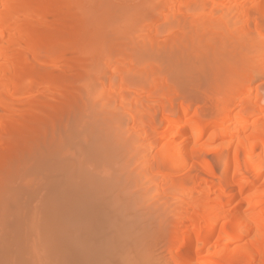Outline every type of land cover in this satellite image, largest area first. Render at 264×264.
I'll return each instance as SVG.
<instances>
[{
	"label": "bare ground",
	"instance_id": "6f19581e",
	"mask_svg": "<svg viewBox=\"0 0 264 264\" xmlns=\"http://www.w3.org/2000/svg\"><path fill=\"white\" fill-rule=\"evenodd\" d=\"M133 1L0 0V264H264V0Z\"/></svg>",
	"mask_w": 264,
	"mask_h": 264
},
{
	"label": "rangeland",
	"instance_id": "374dc122",
	"mask_svg": "<svg viewBox=\"0 0 264 264\" xmlns=\"http://www.w3.org/2000/svg\"><path fill=\"white\" fill-rule=\"evenodd\" d=\"M87 1V2H86ZM89 1V2H88ZM99 1V2H98ZM107 2V3H109V6L108 7H113V8H115V7H121L119 4H121V5H128V4H131L132 6H134L133 4H135V5H141V4H138V3H140V1L139 0H136V1H139V2H136L135 3V1H133V0H129V1H133L132 3L131 2H127V4H124V3H126L125 1H127V0H121V1H119V0H80V4H81V7L80 8H78L79 10L78 11H76V12H78V13H76L77 15H79V16H75V17H79L80 18V16H83L84 18L85 17H87V18H82V19H84V21L86 22L85 24V26H84V28L82 29L83 30V32H80V33H78V34H76L77 36H75V35H73V36H69V38H68V43H71L72 45H70V46H72L71 48H73L75 51H78V50H80V48L81 47H83L84 45H86L85 47H86V49H88V52H90V51H97L96 49H98V48H100L101 46H102V44L103 43H101V42H99L98 43V41H100V40H103V39H105V37H106V33H107V31L109 30V28H110V26H108V25H110V20H109V22H108V19H111L110 18V14L108 13V10L109 9H106L105 10V14H103V15H105V16H99L98 14L100 13V15H101V13H104L103 11L102 12H100L101 10H103V8L100 10V9H98V8H100V7H98L97 8V6H100V2ZM122 1H124V2H122ZM96 2H98V3H96ZM89 3V4H88ZM95 4V5H94ZM115 5V6H114ZM83 6V7H82ZM87 6H89V7H87ZM130 6V5H129ZM112 9V8H111ZM84 10V11H83ZM98 11H99V13H98ZM86 13V14H85ZM107 13H108V15H107ZM81 14V15H80ZM90 16V17H89ZM94 17V18H93ZM86 19H88V20H86ZM100 19V20H99ZM147 21V20H146ZM88 24V25H87ZM107 24V25H106ZM161 23L159 22V21H156V24L155 25H157L156 26V28L158 27L159 28V26L161 27V25H160ZM91 25H93V26H91ZM107 26H108V28H107ZM101 27V28H100ZM106 27V28H105ZM105 30V31H102V30ZM86 30V31H85ZM107 30V31H106ZM99 31H101V32H99ZM105 33V34H103V35H101V33ZM153 33V32H152ZM86 34V35H85ZM101 36V37H99V35ZM105 35V36H104ZM73 38V39H72ZM102 38V39H101ZM103 42H104V40H103ZM99 44L98 46H97V48H95L94 46H96V45H94V44ZM94 46H93V45ZM82 45V46H81ZM92 45V46H91ZM92 48H91V47ZM88 47H90V48H88ZM93 48H95V50H93ZM90 50V51H89ZM105 53V52H104ZM92 54V53H91ZM102 54V52L101 53H99L98 55H101ZM134 53H132L130 56H134L133 58H131L132 60L133 59H136V55L134 54ZM98 57H101V56H98ZM105 57H107L106 55H102V58H98V60L100 59V60H105L106 58ZM132 60H129L131 63H134V64H136L137 63V61L136 60H134V61H132ZM128 61V62H129ZM126 63L124 66H126L127 64H129V65H127L126 67H131V66H133V64H130V63ZM95 68V66H91V69L89 68L87 71H86V73H87V75H84V76H86L85 78H84V80H86V81H84V83H81L79 86L80 87H83V89L84 88H86V87H89L90 85H91V80H87L88 78H91L92 77V79L93 78H95V76H96V72H95V70H93V72L92 71H90V70H92L93 68ZM235 67V66H234ZM89 72V73H88ZM91 73V74H90ZM95 75V76H94ZM79 77V76H78ZM80 80L79 81H81L82 80V76H80ZM79 79V78H78ZM78 82V81H77ZM83 82V81H82ZM86 82H88V83H90V84H88L89 86H85V85H82V84H86ZM200 83H202V84H200ZM204 84V87L205 86H207V84H205V83H203V82H198V84H193V85H190V86H192V88H193V86L194 85H196L195 87L196 88H198V87H200L199 85H201V87H202V85ZM78 86V87H79ZM200 87V88H201ZM199 88V89H200ZM203 88V87H202ZM200 89L199 91L201 92V94H205V96H203V97H201V95L198 97L199 99H197V101H198V103H201V104H198L199 106H200V108H201V106H203V108H202V111L204 110V111H207L208 109H209V107H212V106H214L215 105V102H213L214 103V105H211V103L210 102H212V101H214V99L213 98H211L210 96H212V95H210L209 97H206V95H208V94H211V92H208V93H206L205 91H204V89L205 90H209V89H206L207 87H205V88H203V89ZM89 89V88H88ZM80 90H82V88H80ZM85 90V91H84ZM83 91L84 92H88V90H86V89H84ZM198 90V89H197ZM83 91H82V93H83ZM199 92V93H200ZM142 96L140 97L141 98V100H143V98L145 97V96H148V94L147 93H142L141 94ZM154 96H156V95H154ZM154 96H150V98H149V102H148V105H149V107H151L150 105H156L157 106V102L156 101H158L159 100V97H154ZM159 96V95H158ZM143 97V98H142ZM213 97V96H212ZM28 99H30V96L29 97H27ZM211 101H210V100ZM213 99V100H212ZM49 101H51V100H49ZM55 102V101H54ZM154 103V102H156V104H152V103ZM195 103H197V102H195ZM207 103H209V104H207ZM212 103V104H213ZM203 104V105H202ZM205 104H207L206 106H209L208 108L206 107V106H204ZM156 106H154L153 108H155ZM205 107H206V109H205ZM152 108V107H151ZM158 109H161V108H158ZM131 113H133V112H131ZM135 114V113H134ZM140 122H137V124H139ZM129 126H133V123L130 121L129 122ZM165 126H166V124L164 123L163 125H161V127L159 128V133L156 135L157 137H159L160 138V142H161V144L160 145H162L163 143H164V138L162 137V139H161V136H163V135H161L162 133H163V131H164V129H165ZM162 132V133H161ZM140 134L143 136L144 135V131H140ZM159 134L161 135V136H159ZM211 152H214V151H210L208 154L207 153H205L206 154V157L207 158H209V159H212L213 161H218V158H216V157H219V156H216V155H218V153H216V152H214V153H211ZM210 154V155H209ZM209 156V157H208ZM154 231V228H150L149 229V232L151 233V232H153Z\"/></svg>",
	"mask_w": 264,
	"mask_h": 264
}]
</instances>
